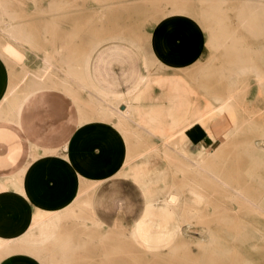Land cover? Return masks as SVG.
<instances>
[{"label":"crops","instance_id":"1","mask_svg":"<svg viewBox=\"0 0 264 264\" xmlns=\"http://www.w3.org/2000/svg\"><path fill=\"white\" fill-rule=\"evenodd\" d=\"M242 1L246 5L239 13L254 9L250 4L256 0ZM172 7L152 13L156 23L146 36L147 49L140 43L142 35L117 33L111 45L106 44V38L100 39L82 57H67L64 31L59 30L63 22L41 21L31 28L26 25L29 37L23 48L40 53L41 64L33 70L22 66L19 73L14 64L23 60L24 50L16 52L0 39V57L13 72L6 93L0 96V260L17 253L22 256V264H75L82 263V255L88 254L90 259L99 260L87 264H128L112 254L114 247L108 242L112 233H120V237L127 233L136 249L145 247L141 249L144 253L147 248L169 247L175 240L181 243L186 231L182 210L196 198L190 191L214 184L209 176L204 177L209 170L222 176L225 173L224 158L231 156L221 152V143L231 139L233 147L242 135L245 137L248 126L264 131V78L260 82L264 54L240 56L231 78H225V94L216 95L205 105L199 88L204 94L218 91L204 81L199 87L193 84L192 89L198 91L192 92L190 68L205 67V73H201L204 78L216 76L218 69L212 66L209 71L203 64H214L218 59L208 40L219 45L223 38L216 31L209 38L197 20L177 13L174 3ZM256 26L254 35L240 33L224 41L232 40V46L249 42L250 36L258 41L264 38V24L256 25L255 21ZM221 51L225 56L224 47ZM134 57L140 58L144 72L133 65ZM44 59L51 66L46 62L43 66ZM115 64L124 67V90ZM198 72L192 74L193 83L200 77ZM254 76L261 99L249 107L251 90L244 86ZM244 108L253 110L245 115L241 113ZM218 117L224 118V123L214 130L209 124ZM156 140L163 145L158 147ZM257 141L262 143L264 135L247 142L254 159L264 157V149L255 148ZM210 147L214 150H208ZM257 173L260 182L253 184L262 187L264 172ZM183 174L186 176L181 177ZM117 177L129 179L136 186L141 197L139 209L131 200L119 199L112 187L106 188ZM262 188L263 193H257L254 186L251 192L240 186L234 193L248 190L249 198L257 203L264 200V184ZM233 203L242 204L238 200ZM156 211L171 220L160 235L154 232L160 223L147 226L142 221L144 214ZM233 220L221 214L216 222L224 227L225 222ZM237 236L239 231L233 234ZM98 237L104 240L97 241ZM233 243L235 259L243 264H254L264 252L245 249L249 257L241 261L240 241ZM123 248L116 253H128L133 247ZM175 252L172 248L166 254ZM193 259L192 264H216L213 251L208 249L203 258L194 255Z\"/></svg>","mask_w":264,"mask_h":264},{"label":"rangeland","instance_id":"2","mask_svg":"<svg viewBox=\"0 0 264 264\" xmlns=\"http://www.w3.org/2000/svg\"><path fill=\"white\" fill-rule=\"evenodd\" d=\"M1 1L5 5L7 4L6 6L8 11L13 17H15L16 22L19 23V26L21 27V29H23V31H25L26 25L31 28V24L35 26L37 23L40 24L41 21L56 22L59 20L60 22H63L59 24V30L62 32L64 31L66 56L77 54L80 57H82L88 47L96 44V41L100 39L104 40V38H106V44L111 45L114 41L113 36L117 33L128 35H142L140 43L147 49L146 36H149L151 27L154 23H156V18L151 17L152 13H154L155 11L159 12L165 8L172 9L174 3L177 13H186L192 16L205 29L207 35L209 34V38L215 31L218 32L219 37L223 38V40L221 41H223L224 43H219V45H214L211 39L208 40L209 46L214 50L215 59H217L218 57L215 62L216 64H213L212 62L204 64L203 62L199 63V65H207L209 71H211L212 66H214V70L218 69L215 72L216 76L204 78L201 77V73H205V67L194 66L190 68L191 89L193 84H196L199 87V85L204 83L205 81L207 82V84H209L210 87H212V90L218 91V94L213 93L214 91H209L208 94H204L205 91L203 92V90L199 88L200 92L205 96V105L209 99H212L216 95L225 94L227 87L225 78L229 77L230 73L233 72L234 64L237 62V60L241 59L240 56H247V54H264V38L256 41L254 40V38H252V36H250L251 38H249V42L247 41L245 44L240 46H232L230 44L232 40L224 41L228 36V38L231 37L232 39L233 37L238 36L240 33H244L246 35H254V33L256 32L255 28H257V26L252 28L250 31L241 28V16L242 18H244L247 15H253L251 16V19H255L256 25L262 23L264 24V0H256L255 2H253V4H250V6L252 5L255 9H252L251 12L247 10L245 15L239 13L240 8L246 5L242 0H238L239 2L235 3L233 2V0ZM0 18H8L1 9ZM216 23L219 26H215ZM2 24L6 23H1L0 26ZM250 32L252 34H250ZM0 39L7 45L11 44L13 50L16 52L23 53L24 50L23 60L20 63L14 64V67L18 73L22 70V66H26L27 68L32 70L40 66V53L32 51L31 49L28 50L26 47L23 48V43L13 42L12 39L7 38L2 34V30H0ZM250 39L253 40L250 41ZM223 47L225 56L221 54V49ZM238 50L240 51L239 53L237 52ZM209 51L211 57V50ZM210 57L208 59H210ZM133 65H135V67H137L140 71H145L139 57L133 58ZM9 67L10 66H8L6 61L0 57V96L6 93L10 79L13 78V72H11V68L9 69ZM114 67L120 79V87L124 90L127 87L125 79L122 76V68L124 67H121V65L119 64H115ZM197 70H199L198 75L200 77H197L198 81L193 83L192 74L197 72ZM222 72L223 74L221 75ZM248 84L249 85L245 84L244 87H246L247 85V90H251L250 94L248 95L250 107L253 106L255 102L261 98L259 96V85L256 81L255 76L250 77ZM197 91L192 89V92ZM250 112L251 108L249 110H246V112L241 111V113L245 115L246 113ZM223 123L224 118L218 117L213 118L212 122L209 125L212 129L215 130L219 129L223 125ZM261 130L262 128L260 127H258L257 130H254L252 126H248L244 131L245 137L242 135V137L240 138L241 140H237L233 147L231 139H228L221 143V145L224 146V149L221 150V152H223L225 155L231 156H226L224 158V167L226 172L225 176L220 175V180L218 181V175L216 174V172L213 173L212 170H209L210 173L206 176L204 175V177L209 176V179H212L211 181H213L214 184H205L207 187L204 190L202 189L190 191L194 198H196L191 201V203L187 202V204L183 207L182 212L185 217L186 231L184 239H182L181 243L179 240H175L174 243L169 247H162L158 250H151L147 248L148 252L144 253L141 252V249H144L145 247H140L141 245L138 244L139 247H137L138 249H136L133 245L132 240L129 239L127 233H125L124 236L121 237L120 233H112L113 235L108 237V242H111L114 247V251L112 252V254L116 255L118 258L123 257L126 262L128 261V264H192L194 255H198V257L203 258L204 250L208 249L210 251H213V257L216 260V264H221L224 262H226V264H243L242 262H239L235 259L233 249L236 248V246L233 245V242L240 241L239 247L241 251H245V249H247L248 247V244L253 239L263 242L264 244V214L255 211L251 208L252 206L250 205H245L244 202L246 200L241 201L245 197L240 195L235 196V190L232 189L242 186L249 189L251 192L254 186L257 193H261V191H263V188L260 185L253 184V180L254 182L258 181L257 177H259L258 173L257 176L256 174H254V172H264V157L254 159L253 154L249 152V147L247 148V142L249 140L251 141L254 139L263 138L264 131ZM155 142L158 147L163 145L162 141L156 140ZM208 150H214V147H210V149ZM251 166V172L253 173L250 172ZM184 175L186 176V174H183L181 175V177H183ZM222 177L223 180H221ZM253 178H255L256 180ZM118 181H120V183H118ZM216 181H225L226 183H223L226 184V187L218 186V182ZM112 184L113 185L109 183L106 188L108 189V187H112V190H114V193L119 199L123 201L129 199L132 203H135V206L138 209L140 208L141 197L136 190V186L133 185L129 179L117 177L116 180L112 182ZM241 191H243V194H245L246 196L248 195V190L241 189ZM254 192L255 191H253V194ZM236 197L240 198V202L242 203L238 204L239 206L236 203H233L234 201L238 200V198ZM253 197L258 198V196ZM233 198L235 199L233 200ZM155 201L156 200L154 199L153 202ZM232 210H234L235 212H232ZM221 214H224L231 220L235 219V221L225 222L224 227L217 226L218 222H216V220L218 219V215ZM142 221L146 223L147 226L160 223L161 227L154 228L155 235H160L161 233L165 232L166 224L171 222L169 217L158 211L150 214H144ZM98 225L99 223H97V230L99 231L101 228ZM248 228L253 230L252 237H247L244 235V233H247ZM238 231L240 237H233V234L235 232L238 235ZM100 239L104 240V237H98L97 241H99ZM126 246L133 248H130L128 253H116L118 250V252L124 251V248L122 249V247ZM172 248L176 249L177 252L166 254ZM135 250H138L140 252H135ZM98 256L104 257V255ZM21 257V254H11L2 258L0 260V264H6L9 262H11L12 264H22L23 262H20ZM206 257L208 256L206 255ZM16 258H18L17 261ZM75 260L78 261L79 259L76 258ZM96 260L98 261L99 259H95L94 257L90 259L88 254L82 255V263L87 264L89 261L90 263H94ZM82 263L76 262L75 264ZM254 264H264V252L261 253V255L256 259V262Z\"/></svg>","mask_w":264,"mask_h":264},{"label":"bare ground","instance_id":"3","mask_svg":"<svg viewBox=\"0 0 264 264\" xmlns=\"http://www.w3.org/2000/svg\"><path fill=\"white\" fill-rule=\"evenodd\" d=\"M7 5V4H6ZM1 0H0V9L3 11V13L4 14H6L7 15V19H4V18H0V24L1 23H6V24H2L0 27V30H2V34L3 35H5L7 38H10V39H12L13 40V42H16V43H24L25 42V40L26 39H28V37H29V35H27L26 34V32L25 31H23V29H21V27L19 26V23L18 22H16V19H15V17H13L11 14H10V12L8 11V9H7V6H6ZM253 7V6H252ZM251 7V8H252ZM218 8V7H217ZM220 8V7H219ZM216 9V8H215ZM255 9V8H254ZM223 10V9H222ZM243 10V9H242ZM249 10H250V8H249ZM246 11H247V9H246ZM210 12V11H209ZM214 13V12H213ZM245 15V14H244ZM211 17H212V15H211ZM211 19V18H210ZM241 21H240V25L244 28V29H252V26L254 27V25H255V21L253 20V19H251L250 18V15H247L246 17H244V18H242V16H241ZM208 21V20H207ZM218 23V22H217ZM223 23V22H222ZM217 26V25H216ZM219 26V25H218ZM220 30V29H219ZM227 30V29H226ZM250 31V30H249ZM227 32V31H226ZM215 33V32H214ZM218 33V32H217ZM216 34V33H215ZM220 34H221V32H220ZM217 36H218V34H216ZM222 35H223V33H222ZM229 35V34H228ZM214 37V36H213ZM212 37V38H213ZM226 37V36H225ZM229 37V36H228ZM216 38V37H215ZM234 38H236V37H234ZM217 39V38H216ZM222 39V38H221ZM234 40V39H233ZM213 41V40H212ZM218 41V40H217ZM239 42V41H238ZM217 43V42H216ZM223 43V42H222ZM233 43H235V42H233ZM233 43H231V44H233ZM246 43V42H245ZM243 45V44H242ZM250 58V57H249ZM45 62H46V64L48 63V66H51L50 64V62H48V61H46L45 59H44V63H43V66H44V64H45ZM52 66H54V65H52ZM237 66H239V64L238 65H236V68H238ZM241 66V65H240ZM255 67V66H254ZM253 67V68H254ZM252 68V69H253ZM244 69H246V68H244ZM66 70H67V68H66ZM239 70V69H238ZM238 70H236V71H238ZM255 70V69H254ZM254 70L252 71V72H254ZM243 71H245V70H243ZM260 71H261V69H260ZM251 72V73H252ZM228 73V72H227ZM238 73V72H237ZM236 73V74H237ZM243 73V72H242ZM255 73H257V72H255ZM223 74V72L221 73V75ZM239 74H241V73H239ZM244 74V73H243ZM243 74H241V75H243ZM258 74V73H257ZM260 74V73H259ZM225 75V74H224ZM223 75V76H224ZM226 75H229V74H226ZM240 75V76H241ZM235 76V75H234ZM262 76V75H261ZM260 76V77H261ZM264 76V75H263ZM261 77V79H260V82L263 80V78L264 77ZM230 78H231V75L229 76ZM237 77H238V75H237ZM237 77H235V78H237ZM245 77V76H244ZM258 77H259V75H258ZM239 78V77H238ZM255 78H257V77H255ZM234 79V78H233ZM40 79H38V81H39ZM42 78H41V82H42ZM226 80V79H225ZM35 81V80H34ZM37 81V80H36ZM43 81H45V80H43ZM227 81H228V79H227ZM243 81H244V79H243ZM243 81H241V82H243ZM231 82V81H230ZM234 82V81H233ZM233 82H232V85H234L233 84ZM236 82L238 83V81L236 80ZM260 82H259V84H260ZM44 83V82H43ZM227 83V82H226ZM236 83V84H237ZM34 84H36V82H34ZM42 84V83H41ZM83 84V83H82ZM230 84V83H229ZM246 84V83H245ZM38 85V84H37ZM45 85V84H44ZM44 85L42 86V87H44ZM231 84H230V86H232ZM244 85V84H243ZM242 85V86H243ZM88 86V85H87ZM238 86V85H237ZM247 86V85H246ZM264 87V86H263ZM237 88V87H236ZM236 88H234V89H236ZM244 88V87H243ZM247 88V87H246ZM32 89H35V88H32ZM230 88L228 87V90H229ZM238 90V89H237ZM231 91V90H230ZM235 92V90H233V87H232V92ZM241 91H244L243 89L241 90ZM260 91V90H259ZM263 91V90H262ZM33 92V91H32ZM237 92V91H236ZM243 94V93H242ZM261 94H263V93H261ZM247 96V95H246ZM245 96V99L247 98ZM231 99V98H230ZM243 100V99H242ZM37 101V100H36ZM232 101H233V98H232ZM234 101H236V100H234ZM244 102V101H243ZM264 102V101H263ZM244 103H246V102H244ZM249 103V102H248ZM235 104L237 105V101L235 102ZM256 104V103H255ZM233 105V104H232ZM257 105V104H256ZM128 106V105H127ZM237 106H239L240 107V105H237ZM242 107V106H241ZM243 107H246L245 105H243ZM248 108V107H247ZM253 108V107H252ZM251 108V109H252ZM258 108V107H257ZM257 108H255V111H256V109ZM261 108V107H260ZM240 109V108H239ZM245 110H243V111H245L246 112V110H249V109H246V108H244ZM253 110V109H252ZM260 109H258V111H259ZM263 110V109H262ZM117 111V110H116ZM242 111V110H241ZM254 111V112H255ZM261 111V110H260ZM257 112V111H256ZM251 114V113H250ZM126 116V115H125ZM238 121V120H237ZM238 123V122H237ZM256 130V129H255ZM262 131V130H261ZM260 131V132H261ZM237 132V131H236ZM233 133V132H232ZM260 134V133H259ZM263 134V133H262ZM262 140V139H261ZM255 143V142H254ZM235 145V144H234ZM248 145H250V144H248ZM252 145V144H251ZM253 147H254V144L252 145ZM246 148V147H245ZM247 148H248V146H247ZM255 148H257V149H264V141L262 142V143H260L259 141H257L256 142V145H255ZM249 149V148H248ZM258 153H259V151H258ZM261 153V152H260ZM264 153V152H263ZM259 155V154H258ZM257 155V156H258ZM262 157V156H261ZM191 161V160H190ZM260 161V160H259ZM262 161V160H261ZM258 163V162H257ZM193 165V164H192ZM191 165V166H192ZM200 167V166H199ZM192 168V167H191ZM202 169H204V168H202ZM190 170V169H189ZM220 170V169H219ZM222 172V171H221ZM224 172V171H223ZM210 173V172H209ZM226 173V172H225ZM225 173H224V176H225ZM254 175V174H253ZM213 176V175H212ZM218 176H220V175H218ZM217 176V177H218ZM258 176V175H257ZM252 177V176H251ZM261 178V177H260ZM262 178H263V176H262ZM219 179V178H218ZM252 179V178H251ZM253 179H255V178H253ZM220 180V179H219ZM218 180V181H219ZM222 180V179H221ZM256 180V179H255ZM258 180H259V178H258ZM264 180V179H263ZM263 180H261V181H263ZM218 181H216V182H218ZM254 181V180H253ZM223 182H225V181H222V183ZM258 182V181H257ZM260 182V181H259ZM258 182V183H259ZM211 183V182H210ZM221 183V182H220ZM221 183V184H222ZM226 183V182H225ZM262 184V187H263V182L261 183ZM223 185L225 186L226 184H224L223 183ZM222 185V186H223ZM260 185V184H259ZM223 186V187H224ZM229 186V185H228ZM226 187V186H225ZM228 188H230V187H228ZM180 189V188H179ZM191 189V188H190ZM232 189V188H231ZM233 190V189H232ZM235 190V189H234ZM243 190V189H242ZM177 192V191H176ZM175 192V193H176ZM236 192H237V195H240V196H244L245 198H246V202L248 203V205L250 204V206H252L251 208L252 209H254L255 211H257V212H259V213H262V214H264V200L263 201H259V202H253V200H251L250 198H249V196L247 195H245V194H243V191H239L238 189L236 190ZM262 193H263V191H262ZM237 195H235V196H237ZM264 195V194H263ZM262 196V195H261ZM260 196V197H261ZM243 197V198H244ZM236 198H238V197H236ZM174 200H177V197L175 196V198H173ZM229 199V198H228ZM264 199V198H263ZM230 200V199H229ZM238 200H239V203H240V199L238 198ZM262 200V199H261ZM192 201V200H191ZM231 201H232V199H231ZM241 201H244V200H241ZM173 202V201H172ZM235 202V201H234ZM247 203H246V205H247ZM237 204V203H236ZM224 205V204H223ZM238 205V204H237ZM239 206V205H238ZM250 206H249V208H250ZM237 208V207H236ZM234 210H232V212H233ZM252 211V210H251ZM228 212V211H227ZM231 212V213H232ZM235 212V211H234ZM224 220V219H223ZM234 221V220H233ZM248 221V220H247ZM250 222V221H249ZM255 225V224H254ZM256 226V225H255ZM258 226V225H257ZM257 229V228H256ZM262 229V228H261ZM252 232H253V230H251L250 228H248V231H247V233H244V235L245 236H247V237H252ZM235 234L237 235V233L235 232ZM261 234V233H260ZM264 234V233H263ZM262 239V238H261ZM247 250L248 251H251V253H259V252H261L262 250H264V244H263V242H260V241H258V240H251V242L248 244V247H247ZM247 250L246 251H241V254H240V259H241V261H245L246 259H248V257H249V255H248V253H247ZM194 263V262H193ZM248 263V262H247Z\"/></svg>","mask_w":264,"mask_h":264}]
</instances>
